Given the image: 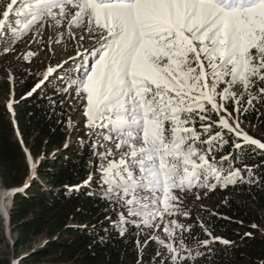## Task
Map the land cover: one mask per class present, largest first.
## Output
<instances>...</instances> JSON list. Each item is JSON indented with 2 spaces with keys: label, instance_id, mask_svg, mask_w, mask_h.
<instances>
[{
  "label": "snow or ice",
  "instance_id": "snow-or-ice-1",
  "mask_svg": "<svg viewBox=\"0 0 264 264\" xmlns=\"http://www.w3.org/2000/svg\"><path fill=\"white\" fill-rule=\"evenodd\" d=\"M69 12L70 27L87 21L88 36L98 38L89 49L95 56L72 80L73 93L86 100V127L119 152L118 159H109L111 147L98 153L107 161L99 165L106 186L100 194L126 209L132 219L121 212V225L151 228L157 219L164 222L173 264L195 260L199 249L181 255L186 246L183 240L175 246L173 239L176 229H188L165 216H188L181 204L193 188L211 191L243 179L240 168L223 175L222 162L238 153L221 162L209 159L214 146L228 143L223 132L201 139L214 125L242 139L233 144L236 150L245 144L264 149V142L240 129L239 119L264 97V0H10L0 19V50L9 51L37 21L51 17L59 24L57 17ZM229 101L236 116L225 106ZM211 113L219 119L211 121ZM125 231L121 227L119 234ZM216 240L232 243L213 237L202 244Z\"/></svg>",
  "mask_w": 264,
  "mask_h": 264
},
{
  "label": "trees",
  "instance_id": "trees-1",
  "mask_svg": "<svg viewBox=\"0 0 264 264\" xmlns=\"http://www.w3.org/2000/svg\"><path fill=\"white\" fill-rule=\"evenodd\" d=\"M85 56L66 63L42 84L41 67L22 65L13 68L12 81H0V189L17 188L8 214L16 264H173L165 233L156 226L121 225V212L132 219L126 209L100 194L106 187L97 167L102 139L81 131L71 101L75 85L65 79L75 63L86 65ZM11 64L0 54V77ZM8 93L14 95L12 111L4 97ZM261 101L264 97L239 119L264 142ZM216 118L214 113L211 121ZM220 129L214 125L201 138L223 132L228 143L216 147L217 155L238 153L239 158L226 163L240 168L243 179L207 194L210 207L193 210L188 204L189 215L182 219L188 230L178 231L175 246L183 240L184 256L189 249L193 255L201 251L181 264H264V149L245 144L236 150L233 144L242 139ZM121 227L126 228L123 236ZM213 237L232 243L202 244ZM26 246L30 251L20 254ZM10 253L0 251V264H12Z\"/></svg>",
  "mask_w": 264,
  "mask_h": 264
},
{
  "label": "rangeland",
  "instance_id": "rangeland-1",
  "mask_svg": "<svg viewBox=\"0 0 264 264\" xmlns=\"http://www.w3.org/2000/svg\"><path fill=\"white\" fill-rule=\"evenodd\" d=\"M10 3V0H0V19L2 18V12L5 10L6 5ZM16 6H14L15 9ZM74 13L69 12L68 16L66 18H60L57 17V19H60L61 22L58 24L56 23V20H54L51 17H46L43 20L37 21L34 23L31 28L26 32L20 34L19 38L15 39V42L11 45V48L9 51L5 52L3 50L1 51V55L4 58H7L11 61V65H8L5 67V76L2 78L0 77V81H6L8 79H11L12 71L14 67L19 66H31L34 68L41 67L44 71L49 73V69H53V73L51 72V75L56 73L61 67H63L66 63H69L70 61L77 62L76 60L82 58V56L86 55L87 61L92 59L89 55V49H92L94 44L97 42L98 38H93L91 36H88L86 32V26L87 21L84 22V25L82 26H75L70 27V22L72 20ZM10 19H15V16H10ZM5 31L7 32L8 29L6 28ZM71 33V35H70ZM84 36L85 38L83 40H80L78 37ZM9 39H12L11 35L9 34ZM31 52L34 53L33 56L28 57L27 54ZM95 53V51H92ZM27 57V58H26ZM91 57V58H90ZM89 60V61H90ZM76 66L74 68V71H69V74L65 76L66 82L69 85L72 80H75L80 72L82 71L80 69V64L75 63ZM87 65V64H86ZM73 72V73H72ZM234 90H239L238 88ZM69 91V90H68ZM69 94V92H68ZM5 99L7 100V103L12 102L13 105V97L11 98L9 96V93L7 96H5ZM72 104L74 105V116L77 118V120L81 121V131L84 134H87L91 136L96 129H92L89 127H86V117L84 115L85 108L82 107V105L86 104V100L82 99V94H74L72 92ZM246 99V97H245ZM228 109V112H233L232 108V101H229L225 105ZM213 114L211 113V120L213 119ZM220 115H224L223 112L220 113ZM237 114L233 112V116H236ZM219 117L214 121H217ZM232 123V121H229ZM198 130L201 127V122L196 119L195 125ZM218 126V125H217ZM240 129L243 130V132L247 133L250 137L253 138V136L247 131V127L240 121ZM221 131H227V129H220ZM260 141V140H259ZM261 142V141H260ZM108 147H111L113 149L114 155L112 157H109V159H118L119 152L115 150L114 142L112 141H103L101 140L99 151L97 152H104ZM220 151L214 146V150L209 156V159L211 160L212 157H215V160L218 162H221V156H218ZM99 164L97 167L99 168V165L101 163L107 164L106 160H101L99 157ZM32 162V160L30 159ZM33 163V162H32ZM223 164V175H227L230 170L233 168L229 167L228 163L222 162ZM220 165L218 164V167ZM100 171V169H99ZM101 172V171H100ZM102 174V173H101ZM215 181H210V183H214ZM217 188L222 187H216L213 190H216ZM17 189V188H15ZM14 189H8V190H1L0 189V234L3 237V241L0 243V251L1 252H7L9 249H11V253L9 254V257L12 258V264H16L18 262L19 257L14 256L13 251V244H12V238L10 236V228H9V221H8V214L9 209L12 201V193H9V191H12ZM213 190L208 191L204 188H193L191 191H188L186 195H184L183 203L181 204V208L189 213L190 207L193 206L191 209L199 208L200 206L203 207H210V203L212 202L208 197ZM207 192L205 195L204 193ZM179 194V193H178ZM199 195L200 199H196V196ZM190 204V207L188 206ZM8 210V213L5 212ZM183 215H175V216H165V221H171L173 219L177 220L178 223L182 224ZM163 223L159 219H157L153 225L160 224L161 227L159 228L160 231L165 233L163 228ZM152 230V229H151ZM178 231L180 229L175 230V236L173 239L177 238V235L179 234ZM166 234V233H165ZM164 240L166 242L169 241V237L164 236ZM28 251H30V246H26L20 250V254H26Z\"/></svg>",
  "mask_w": 264,
  "mask_h": 264
},
{
  "label": "water",
  "instance_id": "water-1",
  "mask_svg": "<svg viewBox=\"0 0 264 264\" xmlns=\"http://www.w3.org/2000/svg\"><path fill=\"white\" fill-rule=\"evenodd\" d=\"M16 190H17V189H14V190H12V191H9V193L14 194V193L16 192ZM5 212H6V214H7V213H8V210H5Z\"/></svg>",
  "mask_w": 264,
  "mask_h": 264
},
{
  "label": "bare ground",
  "instance_id": "bare-ground-1",
  "mask_svg": "<svg viewBox=\"0 0 264 264\" xmlns=\"http://www.w3.org/2000/svg\"><path fill=\"white\" fill-rule=\"evenodd\" d=\"M5 210H6V208H5Z\"/></svg>",
  "mask_w": 264,
  "mask_h": 264
}]
</instances>
